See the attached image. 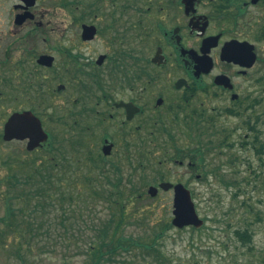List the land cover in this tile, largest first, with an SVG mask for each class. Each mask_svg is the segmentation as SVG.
I'll use <instances>...</instances> for the list:
<instances>
[{"label": "flooded vegetation", "instance_id": "af4514ba", "mask_svg": "<svg viewBox=\"0 0 264 264\" xmlns=\"http://www.w3.org/2000/svg\"><path fill=\"white\" fill-rule=\"evenodd\" d=\"M6 2L8 118L30 111L45 129L47 115L60 135L98 141L99 159L126 164L104 162L105 173L136 172L161 150L158 165L184 177L161 170L157 187L181 184L196 211L199 191L228 189L217 221L248 264H264V0Z\"/></svg>", "mask_w": 264, "mask_h": 264}, {"label": "rangeland", "instance_id": "374dc122", "mask_svg": "<svg viewBox=\"0 0 264 264\" xmlns=\"http://www.w3.org/2000/svg\"><path fill=\"white\" fill-rule=\"evenodd\" d=\"M0 6V14H6L8 9L7 0ZM5 17V16H3ZM2 17L0 16V19ZM4 19H1V23H4ZM1 99V98H0ZM21 103H17L20 105ZM22 107V106H21ZM16 108V104L11 105L3 98L0 101V135L3 132V126L8 116ZM46 130L52 135V139L49 145L45 148L37 151L28 152L26 150V142H11L6 143L3 140L0 141V179H4L8 174V167L5 160L19 156L22 162L31 163L33 160H37L41 163L42 159L53 157L58 161L59 168H63L65 164L67 169L78 171L77 177H91L97 178L98 182L95 186L102 184L107 189H112L106 181V177H110L112 180H116V177L121 176V186L124 189L131 190V186L135 185L140 190H144L146 193L139 203L134 204V201L127 202V212L133 213L131 219L132 224L127 227L126 234L128 235H141L151 236L153 235V227L164 220L171 221L173 218V192L159 191V194L152 198L148 195L147 190L149 186H157L159 182V172L163 170L167 175V180H176L183 178L181 168L177 167L175 163L171 161L166 162L164 166H159L158 162L164 160V154L159 150L156 158L152 160H145L144 167L134 172L132 168L128 166L123 167L122 174H118L113 170H107L105 173L103 170L102 161L98 158V149L100 143L98 141L89 144L87 142H81V140L74 137V135L64 134L60 135L59 131L55 127L52 120L46 115ZM109 165L121 164L116 159H110L107 161ZM105 162V165H108ZM75 175V176H76ZM1 182H3L1 180ZM88 185V184H86ZM83 183L77 185L79 191L91 192ZM219 186L214 187L213 190L199 191V196H195V202L199 215L203 218L206 217V227L195 233L191 228L185 229H172L170 230L164 241L162 242L163 251L165 256L173 264H248L251 259L245 254H241L234 251V240L230 230L225 229V224H221L217 221L218 208L216 204V197L219 193H222L225 197V202L229 204L230 191L227 189L220 190ZM198 194V191L196 192ZM9 194L7 186L3 182L0 184V215L5 213V197ZM134 200V199H133ZM87 201V205L83 203ZM90 202V195L87 194L84 199L77 200L76 203L82 204L85 208L83 218L79 215H73L69 213L67 215L68 221L63 222L65 216L60 210L56 215L59 217L56 220V226L51 229H44L40 232V238L37 242L31 244V249H27V245L22 248V255L26 257L25 261L18 257L16 251L17 245L13 242L12 236H9L8 240L4 241L5 246L0 244V264H79L83 259L80 253V247L88 241L87 238L92 234L90 231L82 230L77 226L80 221H86L94 219L99 223L100 219H105L109 216L108 204L102 200H96ZM147 213V214H143ZM34 215V214H33ZM34 218H47L42 214H35ZM43 220V219H42ZM39 220L38 222L44 223ZM144 221V222H142ZM139 222V225L134 223ZM142 222V223H141ZM48 228V226L46 225ZM261 238L257 237L255 243L259 248L261 247ZM226 244V245H223ZM228 244V245H227ZM223 245V246H222ZM84 247V246H83ZM261 255L255 257L256 262L252 264H259ZM119 263L116 264H132L130 261H134L136 264H143L141 261L135 260L134 256L129 257L123 255L117 258ZM115 264V263H114Z\"/></svg>", "mask_w": 264, "mask_h": 264}, {"label": "trees", "instance_id": "16d2710c", "mask_svg": "<svg viewBox=\"0 0 264 264\" xmlns=\"http://www.w3.org/2000/svg\"><path fill=\"white\" fill-rule=\"evenodd\" d=\"M5 163L8 174L4 179H0V184L4 182L7 191L12 194L5 197V213L0 215V244L5 246L4 241L12 236L15 241L13 243L17 245L15 252L23 261L26 257L21 254L22 248L27 245V249H31V244L41 237V231L56 226L55 219L59 217L55 211L60 210L65 215L64 223L68 221L69 213L83 218L85 208L89 207H82V204L76 201L84 199L89 194V204L96 200L108 204L109 216L104 220L100 219L99 223L94 220L95 218L77 223L79 228L92 233L87 238L88 241L80 247V250H83V253H80L83 259L79 264H116L119 263L117 258L123 255L134 256L135 260L143 264H173L162 249L164 238L174 229L171 221L164 220L158 223L153 227L151 236L126 234L133 217V213L127 212V202L139 203L146 194L144 190L136 188L135 185L131 190L123 189L120 176H117L116 180L105 178L112 185V189H107L102 184L95 186L97 178L81 179L76 175L78 171L75 170L76 174H73L65 164L63 168H59L58 161L53 157L42 159L41 163L37 160L27 163L22 162L19 156H14L5 160ZM82 180L85 185L88 184L86 186L91 192L78 190L77 185ZM83 204L87 205V201ZM33 214H42L47 218H34ZM39 220L44 223L38 222ZM191 229L194 233L200 231ZM130 262L136 264L134 261Z\"/></svg>", "mask_w": 264, "mask_h": 264}, {"label": "water", "instance_id": "95a60500", "mask_svg": "<svg viewBox=\"0 0 264 264\" xmlns=\"http://www.w3.org/2000/svg\"><path fill=\"white\" fill-rule=\"evenodd\" d=\"M3 140L5 142L25 141L26 149L30 152L41 147L49 140V135L45 132L40 119L32 112H16L6 121L3 129ZM163 191L174 188L173 219L172 225L177 229L194 226L200 228L204 221L196 212L190 192L181 184L173 185L163 182L159 186ZM159 188L151 186L148 193L151 197L157 196Z\"/></svg>", "mask_w": 264, "mask_h": 264}]
</instances>
